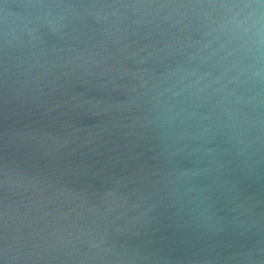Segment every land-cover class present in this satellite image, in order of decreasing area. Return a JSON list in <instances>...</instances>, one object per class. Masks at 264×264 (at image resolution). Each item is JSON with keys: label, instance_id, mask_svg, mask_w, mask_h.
<instances>
[{"label": "water", "instance_id": "1", "mask_svg": "<svg viewBox=\"0 0 264 264\" xmlns=\"http://www.w3.org/2000/svg\"><path fill=\"white\" fill-rule=\"evenodd\" d=\"M197 2L0 0V264H264V81L185 119L195 22L123 7Z\"/></svg>", "mask_w": 264, "mask_h": 264}, {"label": "clouds", "instance_id": "2", "mask_svg": "<svg viewBox=\"0 0 264 264\" xmlns=\"http://www.w3.org/2000/svg\"><path fill=\"white\" fill-rule=\"evenodd\" d=\"M39 19L49 24L71 20L77 15L74 6L40 2L26 5ZM133 11L146 8L145 15L161 20L175 17L195 22L201 40L195 41L190 66L166 67L159 75L160 94L170 92L178 114L187 120L208 119L196 109L210 104V111L219 109L231 115L240 99L239 89L250 82L264 81V0H200L194 4L124 5ZM118 14V13H111ZM57 28L63 24L57 23ZM5 46L7 33H5ZM203 66L204 70H201Z\"/></svg>", "mask_w": 264, "mask_h": 264}]
</instances>
